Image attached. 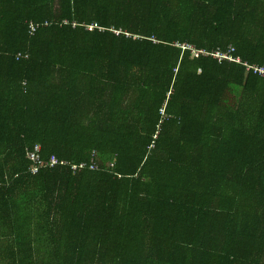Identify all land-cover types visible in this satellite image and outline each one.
<instances>
[{
  "label": "trees",
  "instance_id": "obj_1",
  "mask_svg": "<svg viewBox=\"0 0 264 264\" xmlns=\"http://www.w3.org/2000/svg\"><path fill=\"white\" fill-rule=\"evenodd\" d=\"M247 65L264 0H0V264H264Z\"/></svg>",
  "mask_w": 264,
  "mask_h": 264
},
{
  "label": "built area",
  "instance_id": "obj_2",
  "mask_svg": "<svg viewBox=\"0 0 264 264\" xmlns=\"http://www.w3.org/2000/svg\"><path fill=\"white\" fill-rule=\"evenodd\" d=\"M234 51L235 49L230 47L227 52L219 51L216 52L213 56L214 58L218 59L219 61H229V62H236V63H242V60L240 58L234 57ZM248 68L249 73H255L256 75H259L261 77H264V68H256L251 67L249 65L246 66ZM30 159L35 165V169L33 173L37 174L42 168H44V165H47L49 168H56L60 165H66L61 163L57 158H53L52 161L48 164H44L40 157V150L38 147L35 148L33 152L30 154ZM41 166V167H40ZM86 166H83L82 169H85ZM79 168H75V170H78ZM93 170H95V166L93 167Z\"/></svg>",
  "mask_w": 264,
  "mask_h": 264
},
{
  "label": "rangeland",
  "instance_id": "obj_3",
  "mask_svg": "<svg viewBox=\"0 0 264 264\" xmlns=\"http://www.w3.org/2000/svg\"><path fill=\"white\" fill-rule=\"evenodd\" d=\"M41 167V166H40Z\"/></svg>",
  "mask_w": 264,
  "mask_h": 264
}]
</instances>
